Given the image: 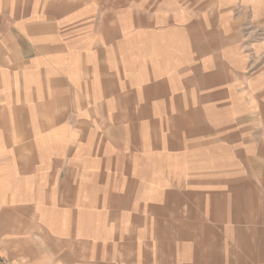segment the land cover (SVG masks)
Wrapping results in <instances>:
<instances>
[{"label":"rangeland","instance_id":"rangeland-1","mask_svg":"<svg viewBox=\"0 0 264 264\" xmlns=\"http://www.w3.org/2000/svg\"><path fill=\"white\" fill-rule=\"evenodd\" d=\"M55 1V14L50 15L55 31L45 26L31 38L42 55L48 39H54V69L71 71L73 89L50 88L52 78L41 76H49L52 66L51 57L44 55L37 63L40 77L28 84L36 91H24L30 109L23 115L33 119V135L51 130L66 138L59 158L48 157L53 143L44 141L40 157L25 162L30 167L39 161L41 202L53 181L52 170L73 165L72 174L65 175L75 180L76 196L82 192L92 202L80 208L93 219L91 231L100 233L104 226V235L120 236L123 247L112 255L117 263L127 264L131 258L128 236L134 232L135 264H174L172 256L180 257L181 264H191L192 257V264H264V0ZM46 17L41 19L46 22ZM129 107L137 120L147 119L139 131L140 140L144 136L148 148L152 146L145 159L151 174L144 173V158L135 153V179L128 182L127 157H121L116 162L120 191L115 192L113 117L127 118ZM184 114L195 120L192 127L200 133L204 127L215 132V142L197 153L205 157L198 159L194 153L167 158L159 151V139L165 138L163 144L169 146L174 134L170 119ZM161 121L168 134L158 125ZM127 130L131 133L126 125V137ZM100 142L104 149L99 150ZM99 151L107 170L104 185L95 163ZM189 161L202 165L194 173L192 167L184 168L201 189L198 199L193 190L185 191L189 206L182 207L174 187L188 185L179 177ZM92 168L97 171L87 173ZM208 186L211 193L206 194ZM30 194L25 191V199ZM113 212L119 223L106 226ZM41 215L38 225L25 215V232L52 231L51 213ZM46 240L36 255L28 239L24 264H55L54 247ZM84 256L78 261L85 263Z\"/></svg>","mask_w":264,"mask_h":264},{"label":"crops","instance_id":"crops-1","mask_svg":"<svg viewBox=\"0 0 264 264\" xmlns=\"http://www.w3.org/2000/svg\"><path fill=\"white\" fill-rule=\"evenodd\" d=\"M55 3V0H0V264H24V246H28L30 241L31 251L39 255V247L46 244L44 241L46 238L47 243L52 244L54 247L53 254L56 257L52 256L51 259L52 261L54 260L55 264H119L113 259L112 255L114 253L119 255V249L123 247V243H120V236L118 237L115 234L104 235V226H102L103 229L100 233L91 231L90 227L92 224L90 225V222L93 219H91V216L88 218L86 212L82 214L84 212L80 208L82 207L81 209H83L84 206L92 205V202H88L86 194L82 192H79V197H77V193L73 192L78 188L76 182H74L75 180L66 177L67 174L69 176L72 174L73 165H67L66 168L62 167L63 165L56 166L52 170L53 181L47 186L46 190L48 191L46 192L45 202H41L39 197V161H36L35 166L29 167L26 165L25 167V162H28L29 159L40 157V146H43L44 148L42 149L45 150V144L41 145L40 142L48 141L53 143L52 147L54 149L48 146L51 152L50 154L48 153V157L59 158L63 155V153H60V145L66 141L65 137L63 139L60 135L54 132L51 133V130L41 135H33V119H25L23 115L25 109H30L29 105H26L24 101V91L30 87L28 84H32V79L40 77L38 76L37 63L41 56L51 57L52 66L51 70L48 71L50 77L41 75L44 78H52L53 82L50 88L59 87V89H65L69 86V91L73 89V85L68 80L71 76V71H64L62 74V72L54 69L56 56L54 39H48V48L44 50L42 55L36 44H33L31 38L35 36L34 31L42 30L45 26L55 31V18L50 16L55 14ZM44 15H48L46 22L41 19ZM46 84H49L48 80H46ZM32 87V90L30 88L28 90L35 92L36 88L34 85ZM189 104L191 105L192 102L189 101ZM67 107L63 106L64 109ZM127 110H129L127 118L113 117L116 123L112 125L115 133L112 135V142L115 143V146H112L115 153V162L111 173L118 175L115 180L113 179L116 184L113 187L115 192L120 191L118 183L121 173L118 164H116V162H119V158L127 157L126 176H128V182H133L135 179L133 176L137 159L135 153L142 155L144 158V173L151 174L150 162L145 161V159L148 155H151L152 146L148 148L149 146L144 136L140 140L142 138L140 133L142 132L139 131L141 122H147V119L140 118L137 120L138 114L135 111L130 113L131 107ZM184 115L185 117L182 115L179 119H170L169 124L173 126L172 132L174 134L169 135V146H164L165 138L159 139V151L167 158L188 157L193 156L194 153L198 155V159L201 155L205 157L204 154L197 153L215 142V132L210 133V130L204 127L203 132L200 133L199 130L192 127L196 125L195 120L189 114ZM36 120L38 121V119ZM25 125L29 127L26 129L27 134H25ZM126 125L127 128L130 127L131 129V133H128L127 130L128 137L124 135ZM158 125L165 126V132L168 134L166 122L161 121ZM175 136H177L176 139ZM44 138L47 140H44ZM102 148L104 149L105 145L100 142L99 150ZM72 150L71 146L68 147V157H71ZM169 151L171 152L170 154ZM78 152V150L75 151L77 154ZM100 152L99 161L95 160V163L99 170V183L104 185L107 170L104 165L105 160H102V153ZM124 152L128 153L125 155L123 154ZM95 158H98V155H95ZM201 166V164L197 165L196 161H189L182 165L179 179H184L183 183L188 185L180 186L179 188L174 187V189L177 188L179 190L178 193L182 196L181 198L179 197L182 207L189 206L188 199L190 200V198L185 195L188 193L185 191L193 190L192 193H195L196 198L200 193L201 187L194 185L197 184V181L193 173L198 171ZM187 167H192V174H188V170H184ZM196 167L198 170H196ZM95 171L97 170L92 168L87 173H95ZM61 172H64V175L57 183V177ZM30 178L36 182L35 186L25 184V181ZM165 188L168 191V187L166 186ZM211 188L210 186L205 187L204 193H211ZM25 191L31 193L30 198L25 199ZM166 194L168 195V193ZM101 196L102 193H99V198ZM113 196L118 197V194L114 193ZM207 202L209 205L208 200ZM195 203L199 205L197 201ZM96 208V210L99 209L98 203ZM46 212L51 213L50 222H48L51 225L48 224L52 229L51 232L48 230L40 233L38 228L25 232L23 228L25 215L30 216L38 225L41 214ZM119 217L117 212L111 213L106 220V223H109L106 226L110 227L114 223H119ZM131 226L135 228L134 224ZM78 228H81V230ZM133 234L134 232L128 236L129 240L130 238L132 239V242L128 243V251H131V258L129 257L127 264H135L136 242ZM25 243L26 245H24ZM167 253L170 254V252ZM82 254L85 255L82 259L85 263L78 261ZM177 254L179 252L175 251L174 255ZM192 254H198V252L193 251ZM194 260L196 259H193V257L189 259L191 264L195 263ZM170 262L181 264L183 260L181 261L180 257L172 256Z\"/></svg>","mask_w":264,"mask_h":264}]
</instances>
